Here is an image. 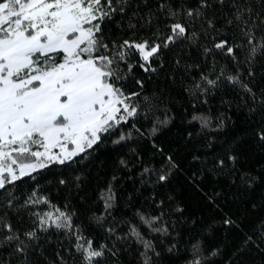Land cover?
Segmentation results:
<instances>
[{"label": "trees", "instance_id": "trees-1", "mask_svg": "<svg viewBox=\"0 0 264 264\" xmlns=\"http://www.w3.org/2000/svg\"><path fill=\"white\" fill-rule=\"evenodd\" d=\"M129 2L126 15L117 12L110 22H104V34L110 40L129 38L130 24L138 26L140 39L151 37L139 17L156 12L157 0ZM189 2L195 6V0ZM137 9V17L132 18ZM252 11H260L259 0H254ZM225 15L227 8L216 5L209 18L214 17L222 34L231 37L230 43L246 45V41L233 35L232 29L223 27ZM160 21L164 22L163 16ZM156 23L154 20L153 27ZM196 28L200 29L201 24L197 23ZM255 35L260 42L264 30ZM205 45L209 41L203 37L199 46L179 41L162 50L153 61L155 72L144 73L137 66L128 74L125 90L141 91L157 106L148 118V110L141 108L133 121L142 135L133 131L132 138L121 144L111 142L115 137L105 138L86 156L25 176L0 190V205L9 198L14 204H23L34 190L62 209L67 205L68 211L76 212L75 223L97 247L106 244L118 249L115 257L106 251L95 264H142L143 248L134 239L117 241L104 230L113 227L117 236H124L130 225H136L160 253H149L153 264H190L195 259L201 264H264V141L257 137L264 128V53H258L248 65L245 47L236 49L237 63L219 51L205 55ZM137 59L133 56L128 62L136 64ZM249 67L254 72L252 77L248 76ZM202 75L217 80L216 85H207ZM228 75H239L255 98L239 84L228 83ZM136 79L143 80L142 89L135 85ZM197 84L201 87L197 88ZM165 115L168 122L153 132L154 121L163 120ZM194 115L208 118L207 126L193 120ZM130 127L131 124L122 125L124 132ZM121 160L126 163L121 164ZM161 175L167 179L160 181ZM62 179L66 181L63 185L59 183ZM109 185L115 200L110 214L105 215L100 194ZM39 208L48 210L46 205ZM5 212L15 229L25 231L32 226L27 214L17 217L14 211L0 207V214ZM93 214L105 216L104 227L89 223ZM139 214L160 217L153 227L166 228L167 232H152L141 223ZM226 218L233 223L225 225ZM38 234L47 236L49 242L39 241L42 247L30 252L28 264H60L57 252L69 264L74 258L79 264L74 250L71 254L67 251L72 242L62 233L50 229ZM0 245V264L24 261L23 256L14 254V245L3 241ZM173 245L175 248L169 252Z\"/></svg>", "mask_w": 264, "mask_h": 264}, {"label": "snow or ice", "instance_id": "snow-or-ice-1", "mask_svg": "<svg viewBox=\"0 0 264 264\" xmlns=\"http://www.w3.org/2000/svg\"><path fill=\"white\" fill-rule=\"evenodd\" d=\"M253 3L254 0H195L193 6L189 0H157L156 12L139 17L148 26L151 37L140 39L138 26L130 24L129 38L110 40L104 34V22H110L117 12L126 15V7H131L129 0H0V190L49 165H64L75 157L86 156L105 138L115 137L111 142L121 144L132 138L133 131L142 135L133 121L141 108L148 110L145 116L148 118V113L157 106L141 91H126L124 81L137 66L144 73L155 72L153 61L162 50L179 41L199 46L203 37L209 41L203 47L205 55L219 51L237 63L236 49L245 47V63L251 65L258 53H264V37L257 42L255 35L256 31L264 30V0H259L260 11L255 13ZM216 5L227 8L223 27L232 29L233 35L246 41V45L230 43L231 37L222 34L214 17L209 18ZM138 12L139 9L133 12L132 18ZM161 16L164 22L160 21ZM197 23L201 24L200 29L196 28ZM133 56L138 58L136 64L128 62ZM253 75L249 67L248 76ZM225 79L230 84H239L255 98L249 84L239 75H228ZM201 80L209 86L217 83L203 75ZM134 83L141 89L144 86L141 79ZM261 104L264 105V100ZM192 119L205 127L209 122L198 115ZM167 122V115L163 120L157 118L152 131ZM128 124L131 127L124 132L122 125ZM257 137L264 141V128L257 132ZM159 179L164 181L167 177L161 175ZM59 183L63 185L66 181L62 179ZM100 199L105 215L110 214L115 200L111 185L101 192ZM40 205H46L48 210H40ZM0 207L14 211L17 217L27 214L32 221L28 230L20 231L14 228L7 212L0 214V241L14 245V254L25 258L21 264H28L30 252L42 247L39 241L49 242L47 236L38 233L46 234L50 229L72 242L67 251L71 254L74 250L79 264H95L106 251L113 257L117 255L115 246L97 247L85 236L82 226L75 223V211H68L67 205L62 209L52 204L35 190L23 204H14L9 198ZM139 219L152 232H167L166 228L153 227L160 219L158 216L139 214ZM88 220L99 227L106 223L104 215L93 214ZM223 223L230 225L233 221L226 218ZM104 230L117 241L134 239L143 248L142 264H153L149 253L160 255L136 225H130L124 236H117L113 227ZM174 248L175 245L168 251ZM56 255L60 264H69L60 252ZM71 264H76L75 258ZM190 264L201 261L195 259Z\"/></svg>", "mask_w": 264, "mask_h": 264}]
</instances>
